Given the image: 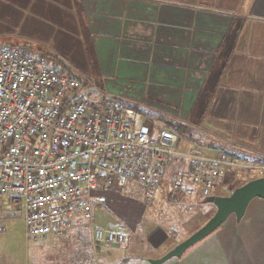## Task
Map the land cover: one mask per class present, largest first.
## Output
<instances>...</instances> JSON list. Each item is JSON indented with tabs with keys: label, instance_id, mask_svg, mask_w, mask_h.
<instances>
[{
	"label": "crops",
	"instance_id": "crops-1",
	"mask_svg": "<svg viewBox=\"0 0 264 264\" xmlns=\"http://www.w3.org/2000/svg\"><path fill=\"white\" fill-rule=\"evenodd\" d=\"M1 46L47 55L91 99H120L151 126L189 127L178 132L182 149L227 150L264 168V0H0ZM234 173L224 170L217 188ZM144 216L118 215L107 229L139 237L150 259L182 241L170 246L167 227H143ZM50 236L70 244L74 258L57 254L48 264H100L89 231ZM163 264H264V198Z\"/></svg>",
	"mask_w": 264,
	"mask_h": 264
},
{
	"label": "built area",
	"instance_id": "built-area-1",
	"mask_svg": "<svg viewBox=\"0 0 264 264\" xmlns=\"http://www.w3.org/2000/svg\"><path fill=\"white\" fill-rule=\"evenodd\" d=\"M181 141L120 99H91L46 55L0 48V221L21 214L27 242L89 231L94 250L116 245L121 234L97 225L95 208L115 186L139 187L150 205L173 167V187L204 198L226 169L264 172L227 150L207 154Z\"/></svg>",
	"mask_w": 264,
	"mask_h": 264
},
{
	"label": "rangeland",
	"instance_id": "rangeland-1",
	"mask_svg": "<svg viewBox=\"0 0 264 264\" xmlns=\"http://www.w3.org/2000/svg\"><path fill=\"white\" fill-rule=\"evenodd\" d=\"M2 47L3 46H1V48ZM56 65L57 64H54V66ZM148 120L150 124L153 119L149 118ZM175 127L178 129L177 132H180L183 136L190 134L189 127H185L187 129L178 125H175ZM192 132L195 134L193 130ZM198 134L200 135V133H196L197 136H199ZM195 140L196 144L199 146L204 145L203 138ZM173 171L174 167L171 168L169 171L170 173H168L169 183L166 179L164 180L155 199L148 206H142L141 204L140 188L136 186L134 188L127 187L125 188L126 190H124L123 188L115 186L112 190L113 192L111 191L112 193H106V203L96 207L94 210L97 223L107 229V227L111 225L110 221L116 219L118 215H146L144 216L142 225L143 227L146 225L151 227L153 223L156 222V219H153L151 215H160L161 213L162 215H187L184 218H179V223H182V227L174 225L168 227V229L166 227V229H164L166 235H170V246L186 239L199 229V227L197 229L196 226H200L205 222L203 220H198L195 224L196 220H192L193 218L187 221L188 215H195L196 217L197 215H203L201 218L209 219V217L215 213L216 208L211 203H206L204 208L200 207L199 204H197V199L205 202V198L197 191L185 196L184 199H179V201H173V198H167L168 192L176 194L177 197H182L181 191L173 188L172 183H170L174 176ZM256 171L255 169L244 170L242 168H235V176H230L226 178V181H222L223 187L218 186L213 193L217 195L230 194L231 190H233L236 185L241 186L245 184L248 179L255 177ZM223 189L225 191L222 192ZM198 219H200V217ZM0 225L4 229L0 231V264H48V261L52 259V257L55 259L54 257H58L56 256L57 254H61L62 257H64L66 252H68L69 258H74L73 254H71L73 248L70 244L64 243L65 240L63 239H54L48 236L45 239L27 242L24 235V221L21 214L7 215L0 221ZM159 228L163 230L162 227ZM174 228L176 229L175 231L173 230ZM119 233H121L122 236V243H117L115 246L101 245L102 254H97V257L100 258V264H118V255L121 256V258L119 257L120 260H122L121 264H150L152 253H150L151 255L149 256V253L145 252V249H143L144 245L139 242V237H135L134 235L127 238L124 232L119 231ZM135 234L139 233L137 232ZM125 237L127 240L124 241ZM135 246L138 247L134 248ZM157 252L160 254V257H162L168 251L163 252V250H160ZM97 257L94 256L92 259H96Z\"/></svg>",
	"mask_w": 264,
	"mask_h": 264
},
{
	"label": "water",
	"instance_id": "water-1",
	"mask_svg": "<svg viewBox=\"0 0 264 264\" xmlns=\"http://www.w3.org/2000/svg\"><path fill=\"white\" fill-rule=\"evenodd\" d=\"M254 198H264V176L254 178L235 188L226 196L211 195L205 198V203L215 206V213L195 232L178 243L173 249L157 259H151L150 264H163L171 258H179L194 244L200 242L217 230L231 215L239 221Z\"/></svg>",
	"mask_w": 264,
	"mask_h": 264
},
{
	"label": "trees",
	"instance_id": "trees-1",
	"mask_svg": "<svg viewBox=\"0 0 264 264\" xmlns=\"http://www.w3.org/2000/svg\"><path fill=\"white\" fill-rule=\"evenodd\" d=\"M23 54L24 55H29V53H25V52H23ZM46 57H47V55H46ZM47 58H49V57H47ZM58 69H59V71L61 72V73H63V72H66L67 71V69H66V67H64L63 65H60V67L58 66ZM69 73H71V74H73L72 72H69ZM130 107V106H129ZM131 108H133V109H135V110H137L138 112H142L143 114H144V112L142 111V110H140V109H138V108H136V107H131ZM174 129H177V128H174ZM177 131H178V129H177ZM169 183V182H168ZM239 185H236L234 188H233V190L235 189V188H237ZM174 188V187H173ZM233 190H231V192L233 191ZM178 191H181V194H182V197H177L176 196V194H172V193H170V192H168V194H167V198H173V201H179V199H184V197L185 196H188V195H190L191 193H185V191H184V189L183 188H181V189H178ZM195 193V192H194ZM220 195H222V196H226V195H228V194H220ZM197 198H199V197H197ZM174 199H177V200H174ZM170 200V199H169ZM197 204H199V206L200 207H202V208H204V206H205V202L204 201H201V200H199V199H197ZM194 205V204H193ZM187 215H162V213L160 214V215H154V217H155V219L160 223V224H162V225H164V226H166L167 228L168 227H172V226H174V225H177L178 227H182L181 225H182V223H179V218L181 219V218H184V217H186ZM195 215H188V218H187V221L189 220H191L192 218V220H196L195 221V224H196V222L199 220V221H207L208 219L207 218H201V217H203V215H197V217L195 216ZM200 217V219H198ZM211 217V216H210ZM209 217V218H210ZM186 221V222H187ZM205 222H203L202 224H204ZM202 224L200 225V226H202ZM200 226H196V228L198 229V227L200 228Z\"/></svg>",
	"mask_w": 264,
	"mask_h": 264
}]
</instances>
